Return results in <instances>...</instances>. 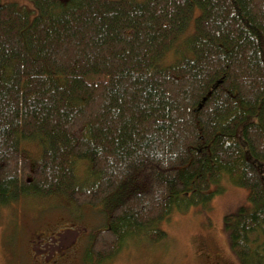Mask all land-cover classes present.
<instances>
[{"label":"trees","instance_id":"obj_1","mask_svg":"<svg viewBox=\"0 0 264 264\" xmlns=\"http://www.w3.org/2000/svg\"><path fill=\"white\" fill-rule=\"evenodd\" d=\"M32 1L33 18L0 0V207H102L86 256L103 264L226 180L253 206L225 217L231 249L264 264V0Z\"/></svg>","mask_w":264,"mask_h":264},{"label":"rangeland","instance_id":"obj_2","mask_svg":"<svg viewBox=\"0 0 264 264\" xmlns=\"http://www.w3.org/2000/svg\"><path fill=\"white\" fill-rule=\"evenodd\" d=\"M1 2L13 3L32 12V18L39 13L32 0ZM175 58L173 52L169 53L166 62H173ZM34 143H29L25 149L33 158H38L41 149L36 141ZM76 170L82 181L89 173V166L85 161H79ZM223 183L226 186L223 193L216 194L207 207L196 205L186 211L174 208L164 216L157 226L165 232L163 239L152 242L127 238L119 246L120 250H114L115 256L111 259L114 262L109 264H241L232 252L224 219L237 214L243 207L253 208L249 201L250 191L228 184L226 180ZM101 209L81 207L67 194L65 197L31 195L0 207V264H41L40 261L44 263L53 253L58 256L59 244L69 245L75 237L82 239L94 228L104 227ZM62 231H65L64 235L58 236ZM44 232L56 239H49L50 245L43 247L44 251L39 247L34 249ZM77 250L78 258L86 256L89 244L85 242Z\"/></svg>","mask_w":264,"mask_h":264},{"label":"flooded vegetation","instance_id":"obj_3","mask_svg":"<svg viewBox=\"0 0 264 264\" xmlns=\"http://www.w3.org/2000/svg\"><path fill=\"white\" fill-rule=\"evenodd\" d=\"M67 230L68 229L65 228V231ZM65 231H62L58 236H63L64 235L63 232ZM41 235H42L41 236L42 238H40L38 242L40 245H37L38 243H36L34 244L33 248L35 249L36 247H39L40 251H44L42 248L47 245H50L49 239L51 238L56 239V238L54 237V235L46 234V232H44V234L41 233ZM89 237H90V234L88 233L86 234V237L84 236L82 237V239H78V237H75V239L69 245L59 244L60 247L58 245L59 247L58 249L60 251V254L58 256L56 255V253L51 254V256H49L48 259H46L44 263L40 261L41 264H93V262H91V259L90 260L87 259V256L82 255L78 258L76 254V251H78L77 250L78 246L82 247L83 243L85 242L88 243ZM57 239L60 240V238H57ZM111 262H114V261L109 260L103 264H109Z\"/></svg>","mask_w":264,"mask_h":264}]
</instances>
